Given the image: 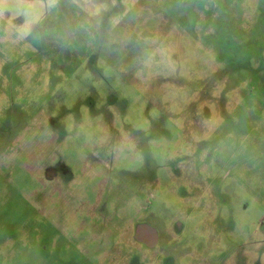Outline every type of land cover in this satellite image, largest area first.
Instances as JSON below:
<instances>
[{
    "label": "rangeland",
    "instance_id": "rangeland-1",
    "mask_svg": "<svg viewBox=\"0 0 264 264\" xmlns=\"http://www.w3.org/2000/svg\"><path fill=\"white\" fill-rule=\"evenodd\" d=\"M0 264H264V0H0Z\"/></svg>",
    "mask_w": 264,
    "mask_h": 264
},
{
    "label": "water",
    "instance_id": "water-1",
    "mask_svg": "<svg viewBox=\"0 0 264 264\" xmlns=\"http://www.w3.org/2000/svg\"><path fill=\"white\" fill-rule=\"evenodd\" d=\"M141 231L143 232V231H147L149 234H152V236H154V240H155V242L157 241V234H156V232L154 231V230H152V229H150V228H148V227H144V228H142L141 229Z\"/></svg>",
    "mask_w": 264,
    "mask_h": 264
},
{
    "label": "flooded vegetation",
    "instance_id": "flooded-vegetation-1",
    "mask_svg": "<svg viewBox=\"0 0 264 264\" xmlns=\"http://www.w3.org/2000/svg\"><path fill=\"white\" fill-rule=\"evenodd\" d=\"M54 178V177H53Z\"/></svg>",
    "mask_w": 264,
    "mask_h": 264
}]
</instances>
